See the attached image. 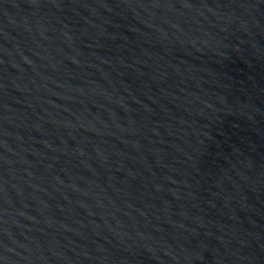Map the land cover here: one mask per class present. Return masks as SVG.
I'll return each mask as SVG.
<instances>
[{
    "label": "water",
    "instance_id": "obj_1",
    "mask_svg": "<svg viewBox=\"0 0 264 264\" xmlns=\"http://www.w3.org/2000/svg\"><path fill=\"white\" fill-rule=\"evenodd\" d=\"M0 264H264V0H0Z\"/></svg>",
    "mask_w": 264,
    "mask_h": 264
}]
</instances>
